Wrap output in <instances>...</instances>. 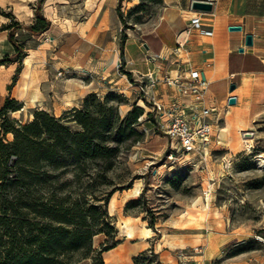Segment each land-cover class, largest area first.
<instances>
[{
    "label": "rangeland",
    "instance_id": "obj_1",
    "mask_svg": "<svg viewBox=\"0 0 264 264\" xmlns=\"http://www.w3.org/2000/svg\"><path fill=\"white\" fill-rule=\"evenodd\" d=\"M80 1L72 4L68 12L76 24L86 20L78 7ZM133 4L138 8L133 9ZM260 5L262 8L264 0H260ZM162 11L160 0H118L116 14L119 20L122 16L126 24L125 28L120 21V48L127 33L149 32L160 20ZM0 12L5 22L0 29L14 22L9 7L0 8ZM15 38L18 39L16 34ZM41 41L51 43L52 38L44 35ZM75 46L77 54L81 50L79 44ZM16 65L14 84L23 63ZM77 72L82 70H65L56 75L81 83L89 78L83 72L80 75ZM108 89L90 94L101 101L114 95L107 105L112 106L122 119L139 108L134 93H130L131 97L128 93L127 97ZM43 94L48 103L53 92L45 88ZM142 100L144 105L140 103V106L143 109H139L143 110V115L133 126L142 139L122 150L112 161L110 170L102 171V174L67 176L70 198L80 204L87 218L86 224L94 234L106 221L104 211L108 216L110 227L105 228L108 235L102 234L93 241L95 263L99 264L100 251L104 247L116 245V249L123 246L117 251L121 252L123 264H133V258L142 252L153 264H264V113L254 117L245 130L239 131L228 120L229 109L219 108L223 120L213 127L207 148L181 156L155 121L152 105ZM36 111L45 110L41 106L24 108L23 105L20 111L10 114V119L26 124ZM63 114L52 115L61 118ZM70 126L79 130L74 123ZM221 129L225 130V137L219 136ZM3 139L11 142L13 136L8 134ZM110 202L114 203L113 208H109ZM130 202L136 204L126 209ZM91 205L97 206L95 221L89 219ZM74 219L79 224L77 215ZM136 247L141 248L134 252L136 254L129 262L131 254H127ZM81 253L69 252L60 258L63 264H72L83 258Z\"/></svg>",
    "mask_w": 264,
    "mask_h": 264
},
{
    "label": "crops",
    "instance_id": "obj_2",
    "mask_svg": "<svg viewBox=\"0 0 264 264\" xmlns=\"http://www.w3.org/2000/svg\"><path fill=\"white\" fill-rule=\"evenodd\" d=\"M194 1L162 0L163 11L158 23L146 34L127 33L120 48L118 0H81L78 7L86 17L81 24H76L68 14L71 5L78 1L45 0L41 13L50 22V28L40 35H31L26 30L16 33L24 44L25 56L15 84L16 63L0 66V109L10 97L24 108L41 106L50 114L60 115L78 109L88 94L98 90L105 92L108 88L127 97L128 93L130 97V93H134V98L138 99L137 107L142 108L140 103L144 105V102L131 82L155 72L158 63L151 62V57H164L166 60L160 70L163 73L175 69L177 61L188 62L193 68L204 71L208 82L207 103L228 108L230 124H235L237 130L239 127L245 130L254 117L264 113V5L261 8L260 0H197L212 4L210 12H199L191 8ZM36 2L0 0V8L9 7L18 23L31 26L35 21L33 8ZM194 17H199L204 30L212 31L211 36L192 29L190 21ZM4 23L0 15V27ZM230 26H241L242 30L230 31ZM248 34L253 37L251 47L245 46ZM44 35H50L52 42L42 43ZM75 44H79L81 50L77 54ZM178 45H182L183 50L177 56L174 50ZM13 54L8 32L0 29V59ZM122 64L124 72L130 73L131 78L120 71ZM71 69L82 70L83 73L77 74L89 78L81 83L56 75V72ZM154 74L161 75L158 71ZM232 85L235 89L231 92ZM45 88L53 92L48 103L43 94ZM157 94L163 103L175 97L171 89L163 86ZM231 97L236 98V104L232 106L228 105ZM101 235L94 236L93 241ZM119 247L102 253L104 264L105 255L117 252ZM136 253L130 255L129 262ZM74 264H92V259Z\"/></svg>",
    "mask_w": 264,
    "mask_h": 264
},
{
    "label": "trees",
    "instance_id": "obj_3",
    "mask_svg": "<svg viewBox=\"0 0 264 264\" xmlns=\"http://www.w3.org/2000/svg\"><path fill=\"white\" fill-rule=\"evenodd\" d=\"M44 1L37 0L35 4L33 25L23 26L12 15L14 22L1 29L8 32L14 54L1 58L0 66L20 64L23 60L24 44L15 38L18 31L40 35L50 28V22L41 13ZM120 21L126 28L122 16ZM120 71L131 78L130 73L124 72L123 64ZM113 98L110 95L101 101L90 94L80 109L73 108L61 118L36 111L26 124L10 119V114L20 111L23 104L10 97L5 99L0 109V264H63L61 256L79 251L81 260L91 258L92 264H96L92 256L93 238L108 235L105 231L110 227L108 216L104 211L106 221L94 234L86 224L80 204L70 198L67 176L102 174L110 170L122 150L142 139L133 126L143 110L134 109L122 119L107 105ZM70 123L79 130H74ZM8 134L13 136L11 142L3 139ZM135 204L130 202L126 209ZM88 210L89 219L95 221L97 206L91 205ZM75 215L79 224L75 223ZM114 247L100 251L99 264H104L102 253ZM144 256V252L135 256L133 264H153L152 259Z\"/></svg>",
    "mask_w": 264,
    "mask_h": 264
},
{
    "label": "built area",
    "instance_id": "obj_4",
    "mask_svg": "<svg viewBox=\"0 0 264 264\" xmlns=\"http://www.w3.org/2000/svg\"><path fill=\"white\" fill-rule=\"evenodd\" d=\"M190 26L206 36L212 35V31L203 29L199 17L192 18ZM182 50L183 46L178 45L174 53L178 56ZM149 60L158 63L155 72L161 75L150 72L141 76L131 82L132 88L140 99L152 105L155 121L170 138L178 155L202 152L210 143L213 127L223 120L220 109L207 103L208 82L204 71L188 62L177 61L175 69L163 73L160 70L166 58ZM161 86L175 94L168 103L158 99Z\"/></svg>",
    "mask_w": 264,
    "mask_h": 264
},
{
    "label": "water",
    "instance_id": "obj_5",
    "mask_svg": "<svg viewBox=\"0 0 264 264\" xmlns=\"http://www.w3.org/2000/svg\"><path fill=\"white\" fill-rule=\"evenodd\" d=\"M192 10L199 11V12H210L212 10V4L209 2L204 1H194L191 6ZM230 31H241V26H230L228 28ZM253 45V37L252 35H246L245 36V46L251 47ZM239 52L242 53L243 49H239ZM235 89V85H232L230 87V91L232 92ZM236 104V98L231 97L228 100V105L232 106ZM247 136H250V134H247Z\"/></svg>",
    "mask_w": 264,
    "mask_h": 264
},
{
    "label": "bare ground",
    "instance_id": "obj_6",
    "mask_svg": "<svg viewBox=\"0 0 264 264\" xmlns=\"http://www.w3.org/2000/svg\"><path fill=\"white\" fill-rule=\"evenodd\" d=\"M182 36H184V33L182 34ZM238 130L239 131H243L242 127H239ZM225 135H226L225 130H222V129L219 130V136L220 137H225ZM243 142L248 143V140H244L243 139ZM113 207H114V203L110 202L109 203V208H113ZM124 226L127 229V224H125ZM127 233L129 234L130 232L128 231ZM139 248H141V247L133 248L131 250V252H129L127 255H130V254L136 252ZM121 258H122V256H121L120 253L111 252V253H108V254L105 255V262H106V264H123Z\"/></svg>",
    "mask_w": 264,
    "mask_h": 264
}]
</instances>
